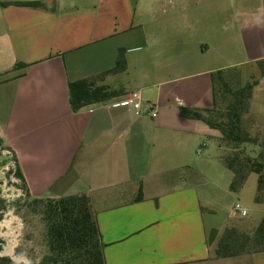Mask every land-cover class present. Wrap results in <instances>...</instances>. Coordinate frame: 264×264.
<instances>
[{
    "label": "crops",
    "instance_id": "crops-1",
    "mask_svg": "<svg viewBox=\"0 0 264 264\" xmlns=\"http://www.w3.org/2000/svg\"><path fill=\"white\" fill-rule=\"evenodd\" d=\"M33 2L48 9L19 5ZM198 32L203 39L186 42ZM122 50L127 71L98 85L124 95L74 113L69 83L112 70ZM137 52L143 68L130 76ZM262 60L264 0H0V138L32 198H91L106 264H264V252L215 258L209 235L229 228L207 226L205 190L219 185L197 167L213 170L214 162L195 153L218 146L221 135L180 115L214 107V73L258 79ZM134 93L141 117L123 105ZM247 114L264 126V78ZM240 225L230 228L258 226Z\"/></svg>",
    "mask_w": 264,
    "mask_h": 264
},
{
    "label": "trees",
    "instance_id": "trees-1",
    "mask_svg": "<svg viewBox=\"0 0 264 264\" xmlns=\"http://www.w3.org/2000/svg\"><path fill=\"white\" fill-rule=\"evenodd\" d=\"M20 6L34 9H48L39 2L21 3ZM16 67H27L18 64ZM260 73L258 79L244 86L233 88L229 81L240 82L238 69L218 71L212 75L214 107L203 111L180 108L183 118L204 122L212 130L218 131L222 137L217 140L219 148H231L232 155L223 158L234 178L230 190L240 192L251 174L258 176V196L256 201L262 202L264 195V165L246 155L244 145L262 147L258 138L244 132L241 128L242 118L248 112L253 90L261 78H264V60L257 63ZM127 71L125 51H120L115 67L96 78L84 79L69 83V101L74 113L81 109L119 98L124 94L107 86L98 85L109 75H119ZM225 105V109L222 106ZM0 142H2L0 138ZM16 175L24 183L27 194L29 190L19 167ZM138 200H142V191ZM34 214L38 215L44 226V242L47 254L39 264H106L104 246L97 220L92 209L91 198L87 195L68 196L58 200L35 199L31 203ZM208 244L214 247L215 258H234L247 254L264 252V218L253 232H241L235 228L226 229L219 236L213 231ZM2 249L0 248V253ZM0 264H15L9 258H0Z\"/></svg>",
    "mask_w": 264,
    "mask_h": 264
},
{
    "label": "rangeland",
    "instance_id": "rangeland-1",
    "mask_svg": "<svg viewBox=\"0 0 264 264\" xmlns=\"http://www.w3.org/2000/svg\"><path fill=\"white\" fill-rule=\"evenodd\" d=\"M157 37L160 36L156 35L155 39ZM184 37L186 42L189 43L193 40L203 39L204 35L200 32L196 35L187 33ZM142 53L144 52H137L130 56V76H137L141 68H143L138 64H134L136 61L142 62V57H140ZM157 53H161L160 47L154 51V55ZM153 60L160 61V57L154 58ZM146 69L152 70L151 67ZM195 71L196 68L187 69V73H194ZM244 73L247 74L246 68L244 69ZM237 74L240 76L241 83L238 82V79L229 81L233 88H237L240 85L244 86L257 78V75L253 74L246 80L243 78L241 71H237ZM118 78L121 79H114L115 82L112 81L109 85L114 87L118 81L129 79L128 75H123ZM222 108L225 109V105ZM241 128L244 132H248L251 136L258 138L260 143H263L264 126L258 121L251 119L247 113L243 115ZM209 144L214 146L205 150L201 148L202 151L200 154L195 153V156L197 158L200 157L201 160L205 158V161L214 162L211 167L213 170L208 171L204 167L205 165L207 166V163L205 162L204 165L203 161H198L197 167L201 166V168H205L206 173L211 176V180L219 185L218 188L207 186L205 190L210 200V206L206 207L204 212L207 226L209 228L213 226L220 230V232H223L226 228L238 227L239 224H241L239 226L240 228L248 226L249 229L251 225L259 226L263 220V214H260L259 207L255 202L258 196V176L251 174L248 185L244 190L238 193L232 192L230 185L234 175L223 161V158L232 155V149L226 148L225 146L221 149L213 142ZM243 148H245L247 156L256 159L264 165V146L259 147L247 144ZM17 167L18 163L15 153L2 140L0 142V248L2 249L0 258H9L15 264H39L47 254V248L44 242L45 226L41 218L34 214L31 208V203L34 198L27 194L24 183L16 175ZM251 186L254 187V191L252 192ZM237 204L241 205L243 210L246 211L247 217H240L235 212L234 207ZM260 204L264 206V195ZM229 218L233 222H230Z\"/></svg>",
    "mask_w": 264,
    "mask_h": 264
},
{
    "label": "built area",
    "instance_id": "built-area-1",
    "mask_svg": "<svg viewBox=\"0 0 264 264\" xmlns=\"http://www.w3.org/2000/svg\"><path fill=\"white\" fill-rule=\"evenodd\" d=\"M123 105L132 107L134 114L137 117H141L145 114L143 111V104H142L141 96L138 93L132 94L130 98L123 103ZM147 115L154 119L157 117V112L155 111L153 107H150V109L147 112ZM234 210L235 212H237L243 217L247 215L246 211L243 210V208L239 204L235 206Z\"/></svg>",
    "mask_w": 264,
    "mask_h": 264
}]
</instances>
